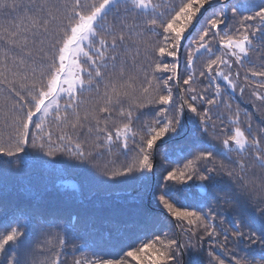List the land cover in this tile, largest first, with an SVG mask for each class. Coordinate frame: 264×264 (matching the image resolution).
Listing matches in <instances>:
<instances>
[{"label": "snow or ice", "instance_id": "snow-or-ice-1", "mask_svg": "<svg viewBox=\"0 0 264 264\" xmlns=\"http://www.w3.org/2000/svg\"><path fill=\"white\" fill-rule=\"evenodd\" d=\"M262 110L264 0H0L4 164L135 192L66 218L0 195V264H264Z\"/></svg>", "mask_w": 264, "mask_h": 264}, {"label": "trees", "instance_id": "trees-1", "mask_svg": "<svg viewBox=\"0 0 264 264\" xmlns=\"http://www.w3.org/2000/svg\"><path fill=\"white\" fill-rule=\"evenodd\" d=\"M236 104H239L241 109L247 108L249 112L254 111V105L249 102L247 94L244 97H239L237 94L233 101V105L235 106ZM261 115L264 116V110L261 111ZM32 157L34 158H27H30V160L35 163V165L32 164V166L38 171L35 176L40 175L45 180L53 178V175L51 174H54V171L56 170L54 169L55 166L61 164L64 166V163L69 162L66 157H59L60 160L51 165L49 164L51 162V159H49L50 157L44 156L43 154L33 153ZM23 158L24 157H22V159ZM37 158L44 162L37 163ZM8 159L9 158L7 157L0 158V160ZM161 159H163V156H161ZM46 165H48V168H45ZM61 170L62 169L58 170L59 175H61ZM82 175H84V173H82ZM62 176L70 177L69 179L73 178L78 184H80L77 179H79L81 175L77 172H74L73 176H68L67 173ZM74 177H77V179ZM13 181L15 180H12L10 183L0 182V189H3L0 191V195L8 197L14 203L20 204H25L29 200H34L35 203L40 205L41 210L50 218H55L57 216H63L66 218L70 213L75 214L77 212L84 213L86 216L92 215L103 217L113 212L117 206L131 203V197L135 195L132 185H111L110 187H113V189H107L108 191H113V193L111 192L110 194H104L106 193L105 189H91L89 191H93V194H91L93 196L88 193H78L77 197L68 198V196L62 194L69 191L65 188H57L58 190H55L49 185L45 189H39V187L35 185L34 189L32 186L24 188L22 186H27L26 184ZM50 182L52 183L51 185H55V180L51 179ZM82 192L87 191L84 189ZM61 223H63V221H61ZM224 227L228 228L229 231L232 230L231 225H229L227 221H225ZM53 231H55V229H53ZM80 243H83V241H80ZM84 254L88 255L90 253ZM69 259H71V257H69Z\"/></svg>", "mask_w": 264, "mask_h": 264}, {"label": "rangeland", "instance_id": "rangeland-1", "mask_svg": "<svg viewBox=\"0 0 264 264\" xmlns=\"http://www.w3.org/2000/svg\"><path fill=\"white\" fill-rule=\"evenodd\" d=\"M31 158H34V157H31ZM49 159H51V162L49 163L51 165L55 164L56 162H58L60 160L59 157H56L55 159L50 157ZM3 161L4 160H0V170H3V169L7 170L6 175L2 171H0V182H3V183L4 182L10 183L12 180H15L13 182H16V183L20 182L21 184L22 183L26 184L27 186H22L24 188H29L30 186H32L34 189V185H35V186L39 187V189H45L49 185L50 187H53V189H55V190H58L57 188L68 189L64 185V181H69L71 183L79 185L73 178L69 179L70 177L59 175L58 170L64 168L63 164L54 167V169H56V170L54 171V174H51V175H53V178H51V179L55 180V185H51L52 184L50 182L51 179L45 180L40 175L35 176V174H37L38 171L32 166V164L35 165V163H34V161L30 160V158L24 157L23 159L21 158L19 160L12 158L11 162L8 164H4ZM36 162L42 163L44 161L37 158ZM48 165H46L45 168H48ZM73 173H74L73 171L69 170V172H67V175L73 176ZM83 173H84L83 178H84V182H85L84 189L87 192H81L82 194H85V193H88L89 195L93 194V191H89L91 189H93V190L94 189H96V190L105 189L106 193H104V194H110L111 192L113 193V191L107 190V189H109V190L113 189V187H110L111 184H102L98 180H96L94 177H92L91 174H89L88 172H83ZM74 178L77 179V177H74ZM81 179H82V177L77 179L79 181V183H81ZM68 190L70 191V189H68ZM32 193H35V192H32ZM77 196H78V193H77L76 197ZM91 196H93V195H91ZM85 197H87V196H85ZM68 198H70V197H68Z\"/></svg>", "mask_w": 264, "mask_h": 264}]
</instances>
